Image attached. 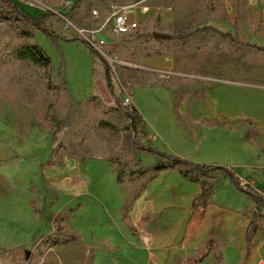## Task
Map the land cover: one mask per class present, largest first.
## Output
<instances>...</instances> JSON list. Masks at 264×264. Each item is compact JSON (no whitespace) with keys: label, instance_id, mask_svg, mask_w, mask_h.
Here are the masks:
<instances>
[{"label":"rangeland","instance_id":"rangeland-1","mask_svg":"<svg viewBox=\"0 0 264 264\" xmlns=\"http://www.w3.org/2000/svg\"><path fill=\"white\" fill-rule=\"evenodd\" d=\"M32 2L17 3L30 15H48L43 26L51 31L37 29L32 42L50 57L52 79L19 58L28 39L0 20V264H113L99 253L110 250L101 222L132 204L139 170L174 157L226 167L243 162L250 117L264 106V51L241 45L217 54L212 47L230 40L214 31L186 43L154 32L174 36L210 20L230 24L227 12L241 40H264V0H85L81 9L63 0ZM147 2L171 8L173 23L149 20L129 34L112 31L113 5L136 10ZM101 56L112 70L111 89ZM154 62L168 67L155 70ZM125 95L144 120L136 135ZM122 136L127 143L118 142ZM74 235L79 241L70 240ZM47 237L52 250L41 239ZM140 244L139 264H154L155 242ZM237 256L227 264H238Z\"/></svg>","mask_w":264,"mask_h":264},{"label":"crops","instance_id":"crops-1","mask_svg":"<svg viewBox=\"0 0 264 264\" xmlns=\"http://www.w3.org/2000/svg\"><path fill=\"white\" fill-rule=\"evenodd\" d=\"M76 1L73 0V5ZM138 5L133 18L140 25L149 20L162 25L174 21L171 8H157L152 2ZM96 17L99 18L97 14ZM150 65L155 70L168 67L155 62ZM259 115L250 117L249 132L244 140V161L233 162L228 168L235 172L242 185L249 184L264 198V106ZM117 140L125 144L129 138L122 136ZM198 159H195L198 163H220ZM145 177L148 183L140 186ZM134 178L132 204L128 205L127 198L128 203L117 212L119 216L101 222L105 236L102 242L112 250L100 249L102 262L113 258V264H139L140 240L144 238L155 242L159 249L153 256L154 264H227V259L234 255H238V264H264V208L259 211V228L248 250L247 233L256 207L227 179L217 182L213 198L206 207L194 209L193 200L203 187L186 179L178 167L162 170L155 178L151 173ZM119 235L122 238L116 239Z\"/></svg>","mask_w":264,"mask_h":264},{"label":"trees","instance_id":"trees-1","mask_svg":"<svg viewBox=\"0 0 264 264\" xmlns=\"http://www.w3.org/2000/svg\"><path fill=\"white\" fill-rule=\"evenodd\" d=\"M85 0H77L76 5H73V8H81L84 4ZM9 13V15H7ZM11 14V15H10ZM226 19L231 21L230 24L222 23L218 20H210L203 24L196 25L191 27L189 31L176 33L172 38L178 39L186 43L191 37H193L198 32H209L214 31L218 32L225 38H229V43L226 45L221 46H213L212 50L215 51L217 54H229L231 51L237 50V48L241 45L247 46L251 49H257L259 51H264V40L262 38L256 37L255 42H245L241 40L238 35V24L235 19H231L227 12L224 13ZM48 18L47 14H43L40 17H36L34 15H30L23 11L20 5L16 2H11L9 0H0V20H8L12 22L16 28L22 33V36L28 39V42L21 48L18 52V56L21 59L30 60L46 69L47 77L52 79L51 73L49 72L51 67V59L45 53V51L40 48L37 44L32 42V37L34 32L37 29L44 30L49 34L51 30L45 28L43 24L45 20ZM17 22H21V25H18ZM255 28L257 32L260 31V26L255 24ZM28 26V28H27ZM89 48L100 55L99 50L93 45V43L87 39H83ZM102 57V56H101ZM102 60L106 64V75H107V82L109 88H112V70L110 65L105 61L102 57ZM51 81V80H50ZM53 84H49V86L56 90L59 85H55L54 81L52 80ZM63 81V85H64ZM128 120H130V124L128 125L129 129H131L134 134L136 135V129L138 126H144V120L142 115L139 113L135 105L131 107H123ZM63 122L59 123L61 126ZM139 139L136 137L135 144H139ZM122 164V163H121ZM123 166V165H122ZM124 167V166H123ZM178 167L180 169L181 174L188 180L198 182L202 185L203 189L200 194H198L193 200V207L194 209H198L200 207H206L209 201L213 198L214 189L217 182L221 178L227 179L231 184H233L240 192L245 194L255 205L256 210L251 218L247 239H248V250L251 247V239L256 230L259 228V211L264 208V198L257 193L254 188H252L249 184L242 185L238 177L235 175V172L220 164H207V163H197L195 161H190L181 157H174L171 162L169 163H159L147 167L145 169L139 170L138 177L145 176L147 173L152 174V178L155 177L160 171L168 169V168H175ZM63 234V233H62ZM68 236V235H67ZM49 238H41L43 242H46L44 246L46 248L52 247L54 244L49 243ZM69 238V236H68ZM63 241H67L66 237H62ZM75 240H79L78 236H72L70 238ZM44 244V243H43ZM90 264H93L90 261Z\"/></svg>","mask_w":264,"mask_h":264},{"label":"built area","instance_id":"built-area-1","mask_svg":"<svg viewBox=\"0 0 264 264\" xmlns=\"http://www.w3.org/2000/svg\"><path fill=\"white\" fill-rule=\"evenodd\" d=\"M11 2H23V3H35L36 0H9ZM38 1V0H37ZM62 4L65 7H72L73 1L63 0ZM43 7V6H42ZM136 4L134 5H113L110 8V15L107 18V22L111 24V29L117 34H129L139 27V22L133 18V13L135 12ZM97 14V12H94ZM103 44L104 42L101 41ZM134 105L133 99L130 95H125L122 100L123 107H131Z\"/></svg>","mask_w":264,"mask_h":264},{"label":"water","instance_id":"water-1","mask_svg":"<svg viewBox=\"0 0 264 264\" xmlns=\"http://www.w3.org/2000/svg\"><path fill=\"white\" fill-rule=\"evenodd\" d=\"M154 37L156 39H171L172 38V35H169V34H165V33H158V32H154Z\"/></svg>","mask_w":264,"mask_h":264}]
</instances>
